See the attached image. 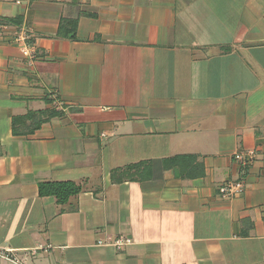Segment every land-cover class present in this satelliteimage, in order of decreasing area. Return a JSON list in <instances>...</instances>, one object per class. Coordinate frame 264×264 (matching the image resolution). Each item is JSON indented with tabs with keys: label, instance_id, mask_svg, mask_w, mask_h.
<instances>
[{
	"label": "crops",
	"instance_id": "0c3cea01",
	"mask_svg": "<svg viewBox=\"0 0 264 264\" xmlns=\"http://www.w3.org/2000/svg\"><path fill=\"white\" fill-rule=\"evenodd\" d=\"M14 1L0 0V250L264 264V0ZM231 181L246 184L233 200ZM62 182L79 188L66 204L40 196Z\"/></svg>",
	"mask_w": 264,
	"mask_h": 264
},
{
	"label": "built area",
	"instance_id": "2783aa9c",
	"mask_svg": "<svg viewBox=\"0 0 264 264\" xmlns=\"http://www.w3.org/2000/svg\"><path fill=\"white\" fill-rule=\"evenodd\" d=\"M25 1L30 2L31 0H15V4L21 5ZM30 36L26 32V30L21 29L17 33V37L15 39L16 43L23 44V53L29 59L30 63H33L36 52L33 49V46L29 43ZM53 104L57 108L63 107V103L58 100V97L54 96ZM232 158L240 164L242 167H249L257 158V153L254 150H242L234 152ZM246 184L244 181H231L228 182L225 186L220 189L221 196L228 198L230 200L235 199L238 195L245 191ZM35 253V251H32ZM27 255H21L14 250H0V264L2 261L9 262L11 264H27L26 262Z\"/></svg>",
	"mask_w": 264,
	"mask_h": 264
},
{
	"label": "trees",
	"instance_id": "16d2710c",
	"mask_svg": "<svg viewBox=\"0 0 264 264\" xmlns=\"http://www.w3.org/2000/svg\"><path fill=\"white\" fill-rule=\"evenodd\" d=\"M67 21H63L62 25L59 29L58 36L60 37H68L70 34H72V39L76 38L75 36V26L73 28L68 29L67 27ZM42 115L43 112H40ZM22 120V118H15L14 124L17 123V121ZM43 123V120H40L37 127H39ZM140 165L136 166H130L127 168V170H134L135 168H138ZM79 193V188L70 182H62V183H40L39 184V194L41 197L46 196H54L59 204H66L70 197L77 195Z\"/></svg>",
	"mask_w": 264,
	"mask_h": 264
}]
</instances>
